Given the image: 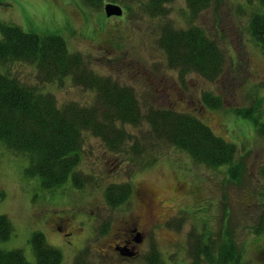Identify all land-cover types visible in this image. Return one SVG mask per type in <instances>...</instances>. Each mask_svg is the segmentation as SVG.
Instances as JSON below:
<instances>
[{
	"label": "rangeland",
	"instance_id": "obj_1",
	"mask_svg": "<svg viewBox=\"0 0 264 264\" xmlns=\"http://www.w3.org/2000/svg\"><path fill=\"white\" fill-rule=\"evenodd\" d=\"M150 1L103 0L89 8L83 0H0V25L60 37L95 79L130 90L142 118L134 126L115 122L125 142L118 153L111 154L100 137L83 132L76 166L68 180L52 190L26 174L28 157L0 144V217L12 227L9 238L0 239V253L19 251L28 264H35L30 240L39 233L60 253L61 264H73L80 255L87 264H147L151 254H158L162 264H192L189 236L196 232L223 244L229 236L242 252L238 264H264V232L254 233L264 215V139L245 115L252 108L264 113V53L247 32L256 6L246 0H211L192 18L184 0H166L155 10ZM106 4L119 6L123 15L107 19ZM165 27L200 29L223 53L221 74L210 81L171 68L158 44ZM6 70L22 84L51 95L59 107L74 104L102 116L97 91L81 76L44 84L29 64L11 63ZM205 97L216 106L206 105ZM242 109L241 115L235 114ZM149 110L195 117L233 145L235 156L227 169H236L240 181L227 174L226 166L209 169L155 141L143 120ZM130 146L139 153L134 155ZM72 177L84 188L77 189ZM123 184L130 185L132 194L110 207L104 196L107 188ZM144 192L157 199L153 220L137 257L125 261L113 256L110 247L124 223L132 226L145 213L136 196ZM130 230L136 239L139 230ZM64 233L70 234L68 239ZM260 246L263 253L257 252Z\"/></svg>",
	"mask_w": 264,
	"mask_h": 264
},
{
	"label": "trees",
	"instance_id": "obj_2",
	"mask_svg": "<svg viewBox=\"0 0 264 264\" xmlns=\"http://www.w3.org/2000/svg\"><path fill=\"white\" fill-rule=\"evenodd\" d=\"M86 6L97 8L103 0H83ZM192 18L205 10L211 0H184ZM257 9L249 18L248 34L264 53V0H246ZM166 0H151L155 10ZM157 15L158 13L155 12ZM159 47L164 52L171 68L181 74L196 73L207 80H215L221 74L224 56L217 44L200 29L190 27L174 30L165 27L159 39ZM66 49L64 41L55 35H36L24 33L14 26L0 25V144L10 153L25 155L29 159L26 174L37 176L46 189L60 187L68 180L77 164L82 133L90 131L100 137L106 149L118 153L125 144L121 129L114 126L137 125L142 118L140 109L132 92L121 88L109 80L95 79L78 60ZM11 63L34 66L41 83H54L62 78L75 79L79 76L88 80L89 88L99 95L102 116L96 117V109H82L74 104L59 107L53 97L30 88L13 78L6 70ZM210 108L216 106L215 100L204 98ZM259 102V100H258ZM257 102V103H258ZM252 108L245 111L246 118L252 119L264 139L262 111ZM244 109L235 111L241 115ZM256 116V117H255ZM101 119V120H98ZM153 138L184 152L198 165L209 169L231 166L235 147L216 137L211 130L195 117L179 114L171 110H149L144 115ZM260 120V121H257ZM134 155L139 148L130 146ZM142 164L145 165L144 162ZM149 164V163H148ZM264 188V163L260 169ZM228 174L235 182L236 169L230 168ZM72 182L77 189H83ZM131 190L128 184L112 185L105 193L106 203L117 207L128 200ZM171 226V225H169ZM11 223L0 217V239L10 236ZM264 232V215L254 233ZM190 255L192 264H238L242 252L227 237L225 244L215 242L211 237L190 235ZM31 247L35 264H61L60 253L48 246L43 235L36 233L31 237ZM153 251H155L153 249ZM156 253V252H155ZM147 264H162L158 254H151ZM0 264H28L21 252H1ZM73 264H87L83 255L76 256Z\"/></svg>",
	"mask_w": 264,
	"mask_h": 264
},
{
	"label": "flooded vegetation",
	"instance_id": "obj_3",
	"mask_svg": "<svg viewBox=\"0 0 264 264\" xmlns=\"http://www.w3.org/2000/svg\"><path fill=\"white\" fill-rule=\"evenodd\" d=\"M136 196L138 198V201L140 202L141 207L145 210V213L142 216L137 217L134 220L132 226L124 223L123 227L117 231V235L114 236V244L110 247V250L113 251V256H117L119 259L125 261L132 259L134 260L137 257V248L143 243L146 228L151 224L153 220L151 209L154 204L157 203V199L152 193L144 192L136 194ZM63 223V221H60L61 225H63ZM131 227L133 229L137 228L140 232L136 239H133L131 237ZM57 230L58 232L63 233L62 227H57ZM62 236H64L65 239H68L67 237H69L70 234L64 233ZM260 248L261 246L259 247V250H257V252H261ZM123 252L130 253L131 257L128 258L123 256Z\"/></svg>",
	"mask_w": 264,
	"mask_h": 264
},
{
	"label": "water",
	"instance_id": "obj_4",
	"mask_svg": "<svg viewBox=\"0 0 264 264\" xmlns=\"http://www.w3.org/2000/svg\"><path fill=\"white\" fill-rule=\"evenodd\" d=\"M104 14L106 18H111V17H121L122 16V10L120 7L112 4H107L103 8ZM123 256L125 257H131L130 253H122Z\"/></svg>",
	"mask_w": 264,
	"mask_h": 264
}]
</instances>
